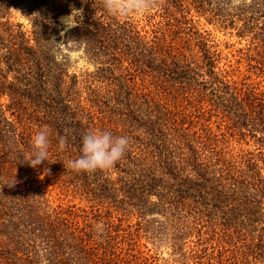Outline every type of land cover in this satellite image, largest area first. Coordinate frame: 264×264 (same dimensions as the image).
Returning <instances> with one entry per match:
<instances>
[{
    "label": "trees",
    "instance_id": "obj_1",
    "mask_svg": "<svg viewBox=\"0 0 264 264\" xmlns=\"http://www.w3.org/2000/svg\"><path fill=\"white\" fill-rule=\"evenodd\" d=\"M48 1H59L55 15L83 9L64 38L83 44L94 70L70 74L49 51L57 20L26 31L0 0V264H264V0L226 14L225 0H158L159 19L142 25L99 0L39 3ZM192 10L247 37L234 62L220 65ZM42 128L49 146L66 137L77 158L95 131L127 137L132 150L111 168L69 172L64 189L55 161H26ZM241 143L259 151L216 149ZM41 172L58 184L56 205ZM151 209L162 216L152 229L142 216ZM142 239L168 242L171 260Z\"/></svg>",
    "mask_w": 264,
    "mask_h": 264
},
{
    "label": "rangeland",
    "instance_id": "obj_2",
    "mask_svg": "<svg viewBox=\"0 0 264 264\" xmlns=\"http://www.w3.org/2000/svg\"><path fill=\"white\" fill-rule=\"evenodd\" d=\"M215 0H212V5L214 4ZM41 0H11V3L8 5V8L6 9V15L10 19V21L14 23H20L22 24V27L26 31H30L32 29V25L36 24L37 22L45 23L48 20H51L52 22L57 20L59 23L62 24V28L58 27H52L49 28V36H50V43H49V51L53 53L54 56L61 62V64L64 66L66 70H68V73H80L84 71H92L94 70V63L86 56V53L84 51L83 44L74 43L72 41H66L64 38L65 34V24L61 22L62 17H67L70 12L68 13H59V14H53L52 12L55 10L54 8H61L59 1H56L54 5L50 6L52 2L48 1L45 5L40 4ZM222 2V0H221ZM226 5L222 7V11L225 12V14L230 9L229 7H232L231 0H225ZM46 6V7H44ZM220 7V8H221ZM50 10V12H49ZM160 12V7L158 6V0H154V5L151 7L150 11H148L145 14L136 15L133 14L135 20L138 21L140 25L144 23L146 19H148L149 15H152V22H156L159 17L157 14ZM156 14V15H155ZM191 16L194 17V21L196 24H198V28L201 31H204L207 33V37L210 44H216V48L222 51V56L226 57V59H223L220 63L221 66L225 64V62H234V60L237 58V50L239 48H244L247 44V37L244 39H240L237 37L234 33H232L231 29L223 30L221 29L217 23L213 19H208V15H197L193 10L191 11ZM52 17V18H50ZM211 18V17H210ZM228 60V61H227ZM224 67H226L224 65ZM244 69V65L240 66V70ZM0 102L3 104H7V98L5 96H2L0 98ZM8 116L9 112L7 113ZM209 122L212 124V126L215 125L214 121L216 120L215 117H208ZM130 122V121H128ZM123 134L124 136H127L130 130L129 123L125 124L123 122ZM137 133V132H136ZM138 148L141 147L142 150L149 148L150 146H137ZM223 148L226 152L231 151V154H237V153H257L259 151L258 146H254L251 144H244L241 143V146H216V149ZM55 149V150H52ZM48 150H51V154L48 155V161H46L48 164L50 162H56L58 167L60 168V174L58 180L60 181L58 184L62 186L61 179L63 178L65 181L67 179H70L72 175L69 172L73 173V170L70 169L68 166V161L76 159L77 151H75V146H66L64 150H60L59 146H49ZM126 150H132L127 147ZM53 151V152H52ZM40 177L45 181V185L43 188H47L48 194L50 193L49 199L51 200L52 205H56L59 203L58 198L62 196L58 195V192L60 191L58 184H50L51 181H48L46 179L43 172L40 173ZM18 181V180H17ZM58 182V181H57ZM64 188V186H62ZM67 188V187H66ZM64 188V189H66ZM83 190V189H81ZM61 192V191H60ZM76 193L80 196L83 195V191H79ZM67 194V193H66ZM69 194V193H68ZM46 196V197H47ZM151 200L154 199V197H150ZM78 206H82L83 203L80 202L78 199H75L73 201ZM134 207V208H133ZM132 209L134 211H137L136 207L133 206ZM184 213V212H182ZM185 214V213H184ZM183 214V215H184ZM143 218L146 221L149 222V226L152 229V224L150 221H152V218L162 220V216L158 213V211H148L146 214L142 215ZM186 221L191 225L192 223V215L190 213L185 214ZM133 220L132 222H135V218L131 217ZM161 238V237H160ZM159 240V239H157ZM154 241L157 245L155 246L151 240H145L142 239L141 243H144L147 247H143V249L147 250L150 249V253L157 252V255H159L160 258L163 259H170L173 256V252L171 251V246L168 242H161ZM170 264L172 261H170Z\"/></svg>",
    "mask_w": 264,
    "mask_h": 264
},
{
    "label": "clouds",
    "instance_id": "obj_3",
    "mask_svg": "<svg viewBox=\"0 0 264 264\" xmlns=\"http://www.w3.org/2000/svg\"><path fill=\"white\" fill-rule=\"evenodd\" d=\"M104 10L113 17L126 18L133 14L140 15L150 11L154 0H99ZM233 7H239L241 0H231ZM83 9L73 8L67 17H62L65 30L79 26L83 20ZM49 129L42 128L32 138L34 152L26 160L30 167H37L48 161ZM128 138L113 137L108 131H95L82 138V155L68 161V167L76 172H95L115 166L128 147ZM67 145L66 137L59 138V149ZM48 171V169H47Z\"/></svg>",
    "mask_w": 264,
    "mask_h": 264
}]
</instances>
